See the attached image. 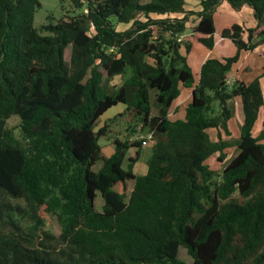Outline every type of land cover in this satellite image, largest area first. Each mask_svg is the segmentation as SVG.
Returning a JSON list of instances; mask_svg holds the SVG:
<instances>
[{
  "label": "trees",
  "instance_id": "obj_1",
  "mask_svg": "<svg viewBox=\"0 0 264 264\" xmlns=\"http://www.w3.org/2000/svg\"><path fill=\"white\" fill-rule=\"evenodd\" d=\"M222 2L252 7L257 25H223L235 54L210 57L196 73L187 53L194 44L215 48ZM71 3L78 13L39 30L40 0H0V264H264V120L255 134L264 72L250 83L229 78L242 53L264 42V0H198L199 11L187 0ZM175 13L184 16L160 17ZM190 14L197 22L187 42ZM116 75L122 82L112 87ZM184 88L191 100L173 120ZM232 98L244 121L237 138H226ZM119 103L126 110L101 123ZM128 112L153 133L144 174L135 165L145 139L115 137L110 156L100 142ZM235 146L221 173L210 169L208 157L223 162ZM48 213L59 234L45 228Z\"/></svg>",
  "mask_w": 264,
  "mask_h": 264
},
{
  "label": "rangeland",
  "instance_id": "obj_2",
  "mask_svg": "<svg viewBox=\"0 0 264 264\" xmlns=\"http://www.w3.org/2000/svg\"><path fill=\"white\" fill-rule=\"evenodd\" d=\"M192 1H194V0H191V4L187 6V9H191L193 11H199L201 9V6L198 4L197 5L192 4ZM40 2H41V6L37 9V11L35 13V19H34V25L39 30H41L42 26L45 24H48L50 22L56 23L61 18H64V17L68 18L70 15H74V14L79 12L78 10H76L72 7L71 0H40ZM220 7L217 11V22H218L217 25H221V24L226 23V22H231L233 20V18L234 19L239 18V13L241 11L235 10L234 8H232L230 6L227 8H224V6L221 8ZM247 8H249V7H247ZM157 16H158L157 14H152V17H157ZM183 16H184V13H175L172 15H168V14L161 15L160 17L175 18V17H183ZM139 18H141L142 20H147V18L143 14H139ZM196 22H197V14H190L189 20H188L187 32L182 36L183 41L189 42L191 40L190 32L192 31V27H193V25L196 24ZM131 26H132V23H119L117 27H118V30H125V29L130 28ZM43 32L46 33L47 31H43ZM91 32L93 33L94 31L91 30ZM230 43L233 47H235V44L230 39H227V44H230ZM217 50H218V48L216 50H214V52L212 54L218 55ZM70 51H71V47L69 46L65 50V54H66L65 57L67 60L70 59ZM224 53H225V51H223V53L219 54L218 56L223 58V57H225ZM191 56L193 57L192 59L199 57V50L193 48ZM260 78H261L260 80H262V78H264V77L261 76ZM121 82H122L121 76L116 75L115 77H113L110 80V86L114 87L115 85H118ZM183 91H188L189 93H191L190 89H187V88H184ZM180 98H182V95ZM180 98H179V100H181ZM228 105L230 107V101H228ZM120 107L123 108V105L121 103L110 108L109 112L112 114V112L118 110ZM174 109H175V107L173 106L172 110H174ZM176 110H177V108L174 111L176 112ZM154 112H156L155 108H154ZM110 119H111L110 117L103 116V118L101 119V123H103L105 121H110ZM20 123L21 122H20V119L18 116H12L8 120V126L13 128L16 135L21 138ZM135 124L136 123H134V121L132 119V113H130V112H128L125 115L118 116L117 119H115L113 122H111V124H110L111 125L110 126L111 132L109 133V137L105 136L100 140V142L104 146L103 151H104V154L106 156H108V148L111 147L112 141L114 140L115 137L123 138L127 134H129L128 136L132 140H140L141 139L140 136L145 135L147 133V130L143 129L141 127V125L135 126ZM127 126H128L129 130L131 128L135 129L132 134H131V132L129 133V131H127ZM133 127H135V128H133ZM233 127H234V123L231 122L230 123V129L232 131H234ZM214 134L215 133L213 132V135ZM235 137H236V135H235ZM153 143H154L153 138H152V140H146V142L144 143V148L142 150L143 152H142L140 161L135 165V172L137 174H144L147 171V161H148L149 155L151 153ZM112 147H113V145H112ZM234 149L239 150L238 147H236V146L231 147L228 149L227 154H229L230 156L233 155V153L235 152ZM134 153H135V148H131L128 152V156H133ZM206 163L209 165L210 169L214 170L216 173H221L222 170L225 168V164H226V162H221L217 159V154H213L210 157H208L206 160ZM101 166H102V161L100 160L93 165L92 169L94 171H98ZM217 178L219 179L220 177L218 176ZM132 185H133V181H129V189H128L127 193L130 192ZM96 204H97L98 208H101L102 196L100 195V192H98ZM45 228L47 230H50V231L56 233V234H59L61 232V226H60V223L57 219V216H55L54 214L48 213ZM180 257L186 261L192 260L185 249H181Z\"/></svg>",
  "mask_w": 264,
  "mask_h": 264
},
{
  "label": "crops",
  "instance_id": "obj_3",
  "mask_svg": "<svg viewBox=\"0 0 264 264\" xmlns=\"http://www.w3.org/2000/svg\"><path fill=\"white\" fill-rule=\"evenodd\" d=\"M190 4H191V0H187L186 8ZM192 4L197 5L198 0L192 1ZM220 6L221 7L224 6V8H227L229 6L232 7V5L228 2H222L219 5V7ZM219 7L217 8V11ZM187 10H191V9H187ZM235 10L241 11L239 13V18H238L239 20L233 18L232 20L233 22L232 21L226 22L221 25H217L218 23L217 22V11L215 12L214 21H215V27H216L217 42H216V47L214 49L208 51L204 48H201L199 45L194 44L190 52L187 53L189 63L196 73L199 72L201 65L205 62V60H207L210 57H216V58L223 59L225 57H229L235 54L236 46L233 47L231 43L227 44V39L221 38L219 35L220 30L223 27V25L228 24V23H240L248 28H253L257 25V19L254 15V11L252 7L248 5H244L241 9H235ZM193 48L199 50V57L194 58V59H192L193 57L191 56ZM217 48H218L217 50L218 55L222 54L223 51H225L224 53L225 57L222 58V57H219L218 55L212 54L214 50H216ZM263 72H264V42L260 43L255 49L242 53L240 61L237 64H235L232 68V71H230L229 78L231 80L237 78V79L243 80L246 83H250L254 81L255 79L259 78ZM261 83H262L263 94H264V78H262ZM190 92L191 93H189L188 91H182L183 94H182V98H180L181 100L177 101V103L174 105L175 109L177 108L176 112L174 111L175 109L174 110L171 109L169 112V117L171 119L175 120L179 118L182 119L185 117L186 106L188 105L192 97V91L190 90ZM229 101H230V107L232 109V114H233L232 122L234 123V127H233L234 131L231 130L230 136H226V138H237L239 136V133L241 131V127L244 121L242 103H241V100L238 98H232ZM122 105H123V108L120 107L118 110L112 112V114L108 111L104 116L112 118V117H115L116 115L123 113L126 110V106L124 104ZM263 120H264V105L260 111V117L255 127V134H258L261 131ZM234 134L236 135V137ZM112 145L111 147L108 148V156H110L114 152V146L112 147ZM103 150H104V146H103ZM238 152L239 150H235V152L231 156L227 154L226 158L223 161V162H226L225 166L238 154Z\"/></svg>",
  "mask_w": 264,
  "mask_h": 264
},
{
  "label": "built area",
  "instance_id": "obj_4",
  "mask_svg": "<svg viewBox=\"0 0 264 264\" xmlns=\"http://www.w3.org/2000/svg\"><path fill=\"white\" fill-rule=\"evenodd\" d=\"M228 84L231 85V81H228ZM140 138H141V139H145V142H146V140H152V138H153V133L150 132V131H147V133H146L145 135H141Z\"/></svg>",
  "mask_w": 264,
  "mask_h": 264
}]
</instances>
